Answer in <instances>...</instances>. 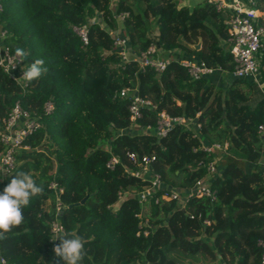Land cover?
I'll return each mask as SVG.
<instances>
[{
	"label": "trees",
	"instance_id": "obj_1",
	"mask_svg": "<svg viewBox=\"0 0 264 264\" xmlns=\"http://www.w3.org/2000/svg\"><path fill=\"white\" fill-rule=\"evenodd\" d=\"M0 4L4 43L12 52L26 51L24 67L39 58L47 68L22 87L0 67V120L18 102L40 122L24 138L27 147L15 151L11 171L0 175V189L18 171L43 189L23 209L22 223L0 233L5 264H63L52 252L59 243L51 240L55 220L61 234L82 237V264H261L264 43L257 85L232 76L229 14L210 0ZM256 4L264 11V0ZM74 25H86V43ZM116 33L127 41V60L113 43ZM150 46L170 57L160 71L139 63L140 52ZM178 58L218 70L192 79ZM122 88L149 100L133 120L129 97L118 94ZM161 110L193 121L158 136L154 127ZM214 142L227 144L214 153L203 151L202 145ZM2 151L0 142V156ZM130 152L153 157L143 177L130 174L139 168ZM111 156L117 161L109 168ZM210 161L213 173L206 170ZM153 173L160 184L152 198L140 202L138 192ZM201 178L214 190L213 199L185 195ZM170 191L177 198L159 199Z\"/></svg>",
	"mask_w": 264,
	"mask_h": 264
},
{
	"label": "built area",
	"instance_id": "obj_2",
	"mask_svg": "<svg viewBox=\"0 0 264 264\" xmlns=\"http://www.w3.org/2000/svg\"><path fill=\"white\" fill-rule=\"evenodd\" d=\"M213 2V1H212ZM216 7L224 13H228V38L227 46L228 52L234 62L233 70L231 74L236 78H248L254 81L257 85H260V56L261 48L264 43V20L258 11L256 0H225L214 2ZM1 10V4H0ZM125 13H120L118 17L123 18ZM72 29L80 36V39L86 43L87 33L86 25L72 26ZM5 37V30H0V67L6 72L12 79L17 81L22 87L26 85L24 79L20 77L22 75L21 62H16L18 59L15 56V52L10 50V47L3 41ZM113 43L119 48V54L122 59L127 60V41L119 33L114 34ZM169 56H163L155 51L153 46L148 47L145 51L140 52L139 63L141 66H150L155 70H162L169 62ZM181 66H183L189 76L192 79H199L204 75H209L214 72V69L208 67L201 60H194L193 58H178L177 60ZM14 66L12 67V65ZM12 67V68H11ZM22 67H24L22 65ZM9 70V72H8ZM119 96L129 97L130 103L128 110L130 112V119H135L141 115L140 108L142 105L149 103V100L139 96L137 93L132 92L128 95L126 88H122L118 92ZM45 111H49L50 104L46 103ZM193 119L191 117L184 116H172L164 110L157 113L156 124L154 131L156 135L162 136L174 125L184 124L188 125ZM40 125L37 118L31 117L30 114L24 110L18 102H15L11 107L8 114L0 120V142L3 144V151L0 156V175H5L11 171L14 166V153L16 150L22 147L23 140L26 136L31 134ZM198 126V124H196ZM259 131L262 126H258ZM225 143L221 146L219 143L214 142L208 145H202L203 151L206 153H214L215 151L222 149L226 146ZM129 158L138 164L137 170L130 171L132 176L143 177L144 172L147 170L148 162L153 158L148 155H137L135 152L128 153ZM117 158L111 156L106 162V166L112 168L116 163ZM206 170L208 173L215 172V163L210 161ZM160 184L159 175L153 173L150 178V184L145 186L138 192V199L140 202L147 201L152 198V189ZM54 186V183H51ZM187 197L190 195L206 196L213 199L214 190L209 188L208 182L203 178L196 179L193 186L188 189L185 194ZM178 193L175 191L163 193L159 199L170 200L177 198ZM155 198V202L159 200ZM62 229L61 224L55 220L51 223L52 238L58 234V231ZM258 244L262 248L260 257V263L264 264V239H259ZM0 264H5V260L0 256Z\"/></svg>",
	"mask_w": 264,
	"mask_h": 264
},
{
	"label": "clouds",
	"instance_id": "obj_3",
	"mask_svg": "<svg viewBox=\"0 0 264 264\" xmlns=\"http://www.w3.org/2000/svg\"><path fill=\"white\" fill-rule=\"evenodd\" d=\"M15 56L18 58L16 62L25 63L27 53L18 47L15 49ZM24 63L21 64L20 77L25 81L38 79L47 71L42 59L29 61L27 67H22ZM42 191V187L28 173L18 171L12 175L9 182L0 189V233L20 225L25 218L23 209L29 204L30 198ZM62 232V229L59 230L58 234L51 238V240H59V243L52 247L53 254L58 256L63 264H82L85 256L82 237L78 234H61Z\"/></svg>",
	"mask_w": 264,
	"mask_h": 264
},
{
	"label": "water",
	"instance_id": "obj_4",
	"mask_svg": "<svg viewBox=\"0 0 264 264\" xmlns=\"http://www.w3.org/2000/svg\"><path fill=\"white\" fill-rule=\"evenodd\" d=\"M200 46H201V38L199 37V38H198V41H197L195 44H193V47H194L195 49H199ZM82 200H83V199H82ZM82 200H80V202H82Z\"/></svg>",
	"mask_w": 264,
	"mask_h": 264
},
{
	"label": "crops",
	"instance_id": "obj_5",
	"mask_svg": "<svg viewBox=\"0 0 264 264\" xmlns=\"http://www.w3.org/2000/svg\"><path fill=\"white\" fill-rule=\"evenodd\" d=\"M210 1H211V0H210ZM219 1H225V0H219ZM213 2H216V1H213ZM258 11H259V13H260V15H261L260 18H262V20H264V11L260 10L259 8H258ZM159 54H163V53H159Z\"/></svg>",
	"mask_w": 264,
	"mask_h": 264
},
{
	"label": "bare ground",
	"instance_id": "obj_6",
	"mask_svg": "<svg viewBox=\"0 0 264 264\" xmlns=\"http://www.w3.org/2000/svg\"><path fill=\"white\" fill-rule=\"evenodd\" d=\"M211 1H219V0H211Z\"/></svg>",
	"mask_w": 264,
	"mask_h": 264
}]
</instances>
